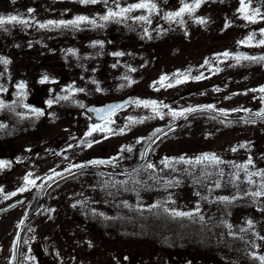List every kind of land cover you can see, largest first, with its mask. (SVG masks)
Masks as SVG:
<instances>
[{"label":"flooded vegetation","instance_id":"1","mask_svg":"<svg viewBox=\"0 0 264 264\" xmlns=\"http://www.w3.org/2000/svg\"><path fill=\"white\" fill-rule=\"evenodd\" d=\"M28 1L23 0L16 6L19 9L7 16L16 15L24 21L16 23L17 39L10 38V43L18 41V51L10 48L0 51V162H3L0 167V234L10 232L11 219L20 220L16 235L27 221L17 264H30L22 257V237L33 225L32 230L45 237L81 233L86 228L85 221L80 223V219L85 220L90 213L86 206L100 202L95 191L105 187L108 198H117L116 192H107L111 186L108 181L93 177L130 176L139 171L117 172V169L129 170L139 162L137 139L128 147L122 146L125 135L137 137L139 134L124 131V127L152 122L155 114H160L161 105L159 101L139 100L140 94H148L144 85L151 78L141 82L138 76L161 74L175 65L164 56L155 57L154 39L167 36L165 44L171 49V40L178 44L172 38L177 32L176 19L187 18L199 25L198 19H202L203 12H208L200 4L191 14L185 12L169 20L167 15L179 11L186 3L174 0L160 6L151 0H99L95 4L80 0H31V4ZM230 1L222 6V11L235 10ZM141 2L156 7L135 9L107 21L101 19L109 11L119 12L121 8ZM213 12L219 16L218 9ZM81 16L87 20L77 25L67 23ZM140 16L147 20L136 19ZM49 21L54 23L49 24ZM156 21L159 25L155 28ZM220 38L217 36L214 41L219 42ZM181 43L189 46L184 41ZM228 54L234 57L237 52ZM240 55L246 57L248 53L243 51ZM5 60L8 63H3ZM161 60L164 62L160 63ZM21 84L23 88L18 87ZM149 87L152 89L153 83ZM119 102L126 105L117 108ZM144 102H149L148 106ZM151 102H155V106ZM110 141L119 143L109 146ZM258 150L262 153L264 147ZM76 155L85 159L76 163ZM92 164L100 167H90ZM83 167L88 168L56 181L45 191L57 178ZM259 167L264 169V163ZM258 177L263 187L264 173L260 171ZM254 193L250 187H245L243 195L234 203H263L264 195ZM229 201L226 204L231 208L234 203L231 198ZM11 204L12 208H7ZM226 213L221 217L227 220L225 229L212 218L210 226L203 227L204 232L201 230L204 237L210 236L211 241H216L208 245L209 241L199 236L196 246L201 249L193 256L187 252L184 258L179 255L178 261L171 263L264 264V211ZM39 247L41 256L36 264L85 263L75 249H70V260H65L59 254L46 255L41 245ZM204 247L212 250L210 259H203ZM136 262V258L125 259L123 252L113 261L114 264Z\"/></svg>","mask_w":264,"mask_h":264},{"label":"rangeland","instance_id":"2","mask_svg":"<svg viewBox=\"0 0 264 264\" xmlns=\"http://www.w3.org/2000/svg\"><path fill=\"white\" fill-rule=\"evenodd\" d=\"M151 1L161 6L177 0ZM228 2L202 0L208 15L203 12L202 19L206 22L199 25L187 18L176 19L177 32L172 38L178 44L171 40V49H168V43L165 44L167 36L155 37V57L161 59L164 56L175 65L161 74L138 76L141 82L151 78L144 85L148 94H140L139 100L159 101L161 105L160 114H155L152 122L124 127V131L139 134L137 137L125 135L122 142L123 147H128L133 139H137L139 160L148 141L189 109L206 106L248 114L264 110V92L259 91L264 88V60L258 55H264V44L260 43L264 40V0H244L246 7L242 6L241 0H231L235 10L222 11V6ZM22 3L23 0H0V17L14 14V10L19 9L16 6ZM27 3L31 4V0ZM242 7L244 11H241ZM216 9L219 16L213 12ZM245 15L254 18L255 22L245 20ZM194 18L195 15L193 21ZM155 23L156 28L159 23ZM15 26L16 23L0 26V51L9 48L18 51V41L10 43V38L19 36V28ZM217 36L221 37L219 42L214 41ZM182 41L189 46L182 45ZM229 51L237 52V55H223ZM243 51L248 53L246 57L256 59H244L245 56L240 55ZM162 77L167 79L161 82ZM169 84L172 86L168 87ZM115 142L110 141L109 146L118 145L119 142ZM260 147H264V118L250 121L195 114L177 131L164 137L152 150L146 166L135 174L93 177L108 181L111 186L107 192H116L117 198H108L105 187L95 191L100 202L87 205L85 209L90 215L85 220L80 219V223L85 221L87 231L45 237L33 231V225L22 237V257L30 264H36L41 256L39 245L44 254H59L65 260H70V249H75L80 252L84 264H114V257L120 252L125 259L136 258V264H172L173 260L178 261L179 255L183 258L187 253L193 256L201 249L196 246L197 237L205 238L208 245L216 241L202 235V228L210 226L212 218L225 229L227 220L221 219L225 217L223 212L264 211V201L261 204L234 203L243 195L245 187L264 195V177L262 187L257 180L261 177L255 174L264 173L259 167L264 163V151L259 153ZM213 155L219 162L202 159ZM84 159L76 155L75 162ZM240 165L246 168L237 167ZM230 198L234 203L231 208L227 205ZM177 212L191 215L177 216ZM19 223L20 220L11 219L10 232L0 234V264L13 263L15 229ZM211 251L204 247L201 251L204 260L210 259Z\"/></svg>","mask_w":264,"mask_h":264},{"label":"snow or ice","instance_id":"3","mask_svg":"<svg viewBox=\"0 0 264 264\" xmlns=\"http://www.w3.org/2000/svg\"><path fill=\"white\" fill-rule=\"evenodd\" d=\"M80 2L81 3H92V4H95V3L99 2V0H80ZM105 2H107V0H105ZM201 2H202V0H195V3L192 4V5L184 4V6L179 11L174 12V13H169L166 18L171 20L173 17H181L185 12L191 14L197 8L200 7ZM241 4L243 6L244 0H241ZM155 7H156L155 4H150V3H147V2H141V3H138V4L132 5L130 7H127V8H121L119 12L109 11L108 14L103 16V17H101V19L107 21V20H109L110 17H123L125 13L131 12V11H133L135 9H149V10H153V9H155ZM28 11H29V13H31L32 10L29 9ZM241 11H244L243 7L241 8ZM243 18L245 20H250L251 22H255L254 18L249 17L247 15H245ZM136 19L145 20V21L147 20V18L144 17V16L137 17ZM86 20H87L86 17H82L81 16V17H77L75 21H69L67 23L73 24V25H77V24H79L81 22H84ZM14 22L15 23H24V21L21 20L20 18H18L16 15H12V16H9L7 18L0 17V26H4L6 24H11V23H14ZM197 22L198 23H205L206 21L201 19V20H198ZM48 23L52 24L54 22L49 21ZM60 23L64 24L65 22L61 21ZM41 27H44V25H41ZM249 39H251V37ZM260 43L264 44V40L260 41ZM116 55H121V53H116ZM223 55L224 56H228L229 54L227 52H225V53H223ZM237 59H240V58L237 57ZM244 59H256V58L255 57H244ZM259 59L264 60V57H260ZM3 63L6 64V63H8V61L5 60V61H3ZM165 79H167V77H162L161 78V82L163 80H165ZM197 79H199V77ZM41 82L43 83V81H41ZM171 86L172 85H170V84L168 85V87H171ZM18 87L23 88L24 86L21 84ZM259 91L264 92V88L259 89ZM151 103H152L153 106H155V102H151ZM49 104H51V101H49ZM144 104H145V106H148L149 102H144ZM188 111H192V110L189 109ZM172 115L175 116L177 114L176 113H172ZM256 115L257 116H264V112L256 113ZM89 146H91V145H89ZM233 150L235 151V149H233ZM202 159L211 160V161H217V158L214 155L213 156H204V157H202ZM197 162H199V161H197ZM217 162H219V161H217ZM249 164H251V160H249ZM2 166H3V162H0V167H2ZM148 167L151 168L152 165L149 164ZM237 167H245L246 168V166H244V165H240V166H237ZM255 174L259 175V173H255ZM26 182H30V181H27V179H26ZM23 190L24 189H21V191H23ZM261 194L262 193H260V192L254 193V195H256V196H260ZM13 195H15V193H13ZM175 215L184 216V215H191V214L190 213H179V212H177V213H175ZM262 259H264V258H262Z\"/></svg>","mask_w":264,"mask_h":264},{"label":"water","instance_id":"4","mask_svg":"<svg viewBox=\"0 0 264 264\" xmlns=\"http://www.w3.org/2000/svg\"><path fill=\"white\" fill-rule=\"evenodd\" d=\"M124 104H125V102H119V106H123ZM197 113H211V114H216L218 116L227 117V118H230V117H233V116H237V117H240V118H243V119H246V120H259V119L264 118V116L248 115V114H245V113H243L242 111H239V110L238 111H233V112L226 113V112H221V111H218V110H215V109L206 108V107H201V108L193 109L192 111H188L187 113H185L178 121L172 123L170 126H168L164 130H162L161 132H159L158 134H156L149 141V143L147 144V146L145 148V151H144V154H143V157H142V159L140 160V162L136 166L132 167L129 170H125V171L124 170L117 169V172L118 173H123V174H128V173H133L134 171L140 169L148 161V158L150 156V152H151L152 148L157 144L158 141H160L163 137L167 136L168 134L173 133L176 130H178L180 128V126L182 125V123L188 117H190V116H192L194 114H197ZM90 167H100V165L99 164H92V165H90ZM85 168H88V167H83V168L76 169V170L70 172L69 174L64 175L63 177H60V178L54 180L52 183H50L46 187L45 191L47 190L48 187H50L51 185H53V183H55L56 181L61 180L63 178H66L67 176H72V175L76 174L77 172H79V171H81V170H83ZM44 194H45V192H44ZM7 208H12V204L11 205H8ZM26 222H24L21 225V227H20V229L18 231V234H17L16 245H15V262H14V264H17V260H18V248H19L20 237H21V233H22V230H23Z\"/></svg>","mask_w":264,"mask_h":264},{"label":"trees","instance_id":"5","mask_svg":"<svg viewBox=\"0 0 264 264\" xmlns=\"http://www.w3.org/2000/svg\"><path fill=\"white\" fill-rule=\"evenodd\" d=\"M259 55V57H262V56H264L263 54H258Z\"/></svg>","mask_w":264,"mask_h":264}]
</instances>
